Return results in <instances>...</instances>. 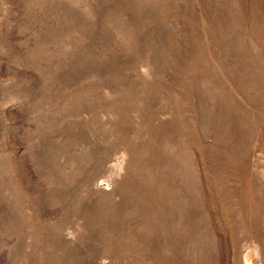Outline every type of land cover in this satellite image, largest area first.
Returning <instances> with one entry per match:
<instances>
[{
    "label": "rangeland",
    "instance_id": "374dc122",
    "mask_svg": "<svg viewBox=\"0 0 264 264\" xmlns=\"http://www.w3.org/2000/svg\"><path fill=\"white\" fill-rule=\"evenodd\" d=\"M0 264H264V0H0Z\"/></svg>",
    "mask_w": 264,
    "mask_h": 264
}]
</instances>
